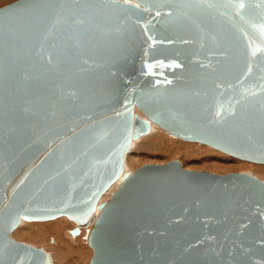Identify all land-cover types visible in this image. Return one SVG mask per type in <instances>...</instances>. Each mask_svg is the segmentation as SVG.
Instances as JSON below:
<instances>
[{"label": "water", "instance_id": "water-1", "mask_svg": "<svg viewBox=\"0 0 264 264\" xmlns=\"http://www.w3.org/2000/svg\"><path fill=\"white\" fill-rule=\"evenodd\" d=\"M134 106L176 138L264 164V0L1 7L0 264H51L10 233L60 216L92 226L89 264H264V182L177 161L122 172L149 131Z\"/></svg>", "mask_w": 264, "mask_h": 264}, {"label": "rangeland", "instance_id": "rangeland-1", "mask_svg": "<svg viewBox=\"0 0 264 264\" xmlns=\"http://www.w3.org/2000/svg\"><path fill=\"white\" fill-rule=\"evenodd\" d=\"M14 1L16 0L0 1V8ZM143 118L146 119L144 116ZM150 124L152 126L155 125L152 122H150ZM149 133L152 135L149 136L150 135ZM170 161L179 162L180 165L185 170L208 171L210 173L220 174V175L229 174V173H244V174L253 176L261 180L262 182H264V176L262 174L258 175V173L255 171L256 168H258L259 166L264 167V165L254 164V163H249L246 161L238 160L236 158L230 157L227 154H224L204 144L179 140L178 138L165 132L164 130H162L160 127L156 125L154 126V128L149 130L145 135L139 136L131 140L130 146L126 153L124 172L127 171L131 173L137 168L145 164H165ZM56 219H53V220L55 221ZM68 219L69 218L60 219L63 221V223L65 224V227L67 228V229L66 228L62 229L61 231L62 237H60V240L63 241V244H64L61 249L63 251H66V249L68 248L72 250V252L74 253L76 252V253L74 254L75 256L72 255L68 258L69 260L66 261V264H76L75 262H77V264H86L87 261L80 262L79 260H76L77 259L76 254H78V252H80L81 250L85 252L86 254L90 250L91 251L93 250L90 247V245L89 244L87 245V243L85 242L86 241L85 237H79L77 239V241L78 240L79 241L78 242L76 241V242L79 243L80 245L77 244L76 242H75L76 244L71 241L69 242L68 239L65 238V235H67L66 232L68 233L70 232L69 233L70 235L71 231L73 230L72 222H69ZM53 220H47V221L20 220L17 228L12 233V239L16 242L29 245L35 249L42 250L43 252L47 253L50 256L52 264L53 263L60 264V262L48 250L49 248L48 245L41 246V247L37 245H32L31 243L27 241L28 238L24 237V233L26 231H29V227H30L32 233L39 232L40 229H44L45 234L43 230L41 231V233L43 235L48 236V239H49L48 230H50L49 226L53 223ZM15 233H17V236H15ZM52 234L54 233H51V235ZM78 235L73 234V236H76V237ZM53 236H57V234H54L51 237ZM16 237H18V239ZM57 244H58V241H57ZM75 250L77 251L80 250V251L77 252Z\"/></svg>", "mask_w": 264, "mask_h": 264}, {"label": "bare ground", "instance_id": "bare-ground-1", "mask_svg": "<svg viewBox=\"0 0 264 264\" xmlns=\"http://www.w3.org/2000/svg\"><path fill=\"white\" fill-rule=\"evenodd\" d=\"M0 1H3V0H0ZM133 112H134V114H136L139 118H141L142 120H145V121H147L148 123H149V130H151L152 128H154V126L156 125H151L150 124V122L148 121V120H146L147 118L145 117V115L144 114H142L135 106H134V108H133ZM141 115V116H140ZM146 118V119H144L143 118V116ZM153 123V122H152ZM154 124V123H153ZM157 126V125H156ZM159 127V126H158ZM162 129V128H161ZM163 130V129H162ZM165 132H167L166 130H164ZM167 133H169V132H167ZM150 134V133H149ZM170 134V133H169ZM145 135V134H144ZM152 134H150L149 136H151ZM132 139H135V138H131L130 139V143H131V140ZM179 139V138H178ZM179 140H181V139H179ZM183 141H186V140H183ZM188 142H190V141H188ZM129 146H130V144H129ZM129 146H128V148H129ZM128 148H127V150H126V152H125V154H124V163H123V169H122V172H124V164H125V158H126V153H127V151H128ZM250 163V162H249ZM261 165H264V164H261ZM183 168V167H182ZM184 169V168H183ZM257 173H258V175H263L264 176V167H261V166H259L258 168H256V170H255ZM125 172H127V171H125ZM262 176V177H263ZM118 185H119V178L115 181V182H113L111 185H109L105 190H104V192L101 194V196H100V198H99V200H98V202H97V204H102V203H106L107 202V200L110 198V196L112 195V193L116 190V188L118 187ZM127 201V200H126ZM56 219V218H55ZM60 219H67L65 216H60V217H58L55 221L53 220V223L49 226V228H50V230H48L47 232H48V235H49V239H48V236H46V235H43L42 233H41V231L43 230L44 231V229H40V231L39 232H31V229H30V227H29V231H26L25 233H24V237H26V238H28V242L29 243H31L32 245H37V246H39V247H41V246H46V245H48L49 246V248H48V250L50 251V253L60 262V264H66V261L67 260H69L68 258L70 257V256H72V255H74L75 253L74 252H72V250H70V249H66V251H63L61 248L63 247V241H61L60 240V237H62L61 235V231H62V229H65L66 227H65V224L63 223V221L62 220H60ZM24 221H26V220H24ZM47 221V220H46ZM68 221L69 222H72V227H73V229L74 228H77L78 229V234H74V235H78L77 237L76 236H73V234H72V231H71V234L69 235V233L68 232H66L67 233V235H65V238H67L68 239V241L70 242H76L77 241V239L79 238V237H85V242L87 243V245L89 244L88 243V237H89V234H90V232H91V229H92V226L90 225V226H85V227H82V226H77L76 225V223L74 222V221H72V220H70V219H68ZM19 222H20V220L18 221V224H19ZM68 222V223H69ZM18 224H17V226H18ZM66 225H67V223H66ZM17 226L12 230V232L10 233V238L12 239V233L14 232V230L17 228ZM71 227V226H70ZM45 228V227H44ZM67 229V228H66ZM50 233V234H49ZM51 233H54V234H57V236H53V237H51L52 235H54V234H52L51 235ZM44 234H45V231H44ZM51 235V236H50ZM15 236H17V233H15ZM17 239H18V237H16ZM64 238V237H63ZM56 239V240H55ZM13 240V239H12ZM63 240V239H62ZM66 240V239H65ZM81 240V239H80ZM57 241H58V244H57ZM79 241V240H78ZM77 241V242H78ZM66 242V241H65ZM76 242V243H77ZM75 243V244H76ZM85 243V244H86ZM77 244H79V243H77ZM80 245V244H79ZM66 248V247H65ZM80 248V247H79ZM47 249V248H46ZM72 249V248H71ZM75 251H77V250H75ZM78 251H80V250H78ZM77 251V252H78ZM86 252H87V250H86ZM77 255V259L76 260H79L80 262H84V261H87L86 262V264H89L90 263V260H91V258H92V255H93V251H89L87 254L85 253V252H83L82 250L80 251V252H78V254H76ZM75 256V255H74ZM71 259V258H70ZM58 262V263H59ZM76 264H77V262H75ZM79 263V262H78ZM51 264H52V262H51ZM54 264V263H53Z\"/></svg>", "mask_w": 264, "mask_h": 264}, {"label": "snow or ice", "instance_id": "snow-or-ice-1", "mask_svg": "<svg viewBox=\"0 0 264 264\" xmlns=\"http://www.w3.org/2000/svg\"><path fill=\"white\" fill-rule=\"evenodd\" d=\"M241 7H243V5H241Z\"/></svg>", "mask_w": 264, "mask_h": 264}]
</instances>
